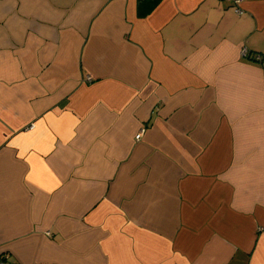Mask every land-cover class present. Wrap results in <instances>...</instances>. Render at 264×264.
I'll use <instances>...</instances> for the list:
<instances>
[{
	"label": "crops",
	"instance_id": "0c3cea01",
	"mask_svg": "<svg viewBox=\"0 0 264 264\" xmlns=\"http://www.w3.org/2000/svg\"><path fill=\"white\" fill-rule=\"evenodd\" d=\"M140 1L0 0L14 264H264V0Z\"/></svg>",
	"mask_w": 264,
	"mask_h": 264
},
{
	"label": "trees",
	"instance_id": "16d2710c",
	"mask_svg": "<svg viewBox=\"0 0 264 264\" xmlns=\"http://www.w3.org/2000/svg\"><path fill=\"white\" fill-rule=\"evenodd\" d=\"M160 0H141L140 3H141V7H140V10H141V13H147L149 12L150 10H152L158 3H159Z\"/></svg>",
	"mask_w": 264,
	"mask_h": 264
},
{
	"label": "built area",
	"instance_id": "2783aa9c",
	"mask_svg": "<svg viewBox=\"0 0 264 264\" xmlns=\"http://www.w3.org/2000/svg\"><path fill=\"white\" fill-rule=\"evenodd\" d=\"M236 4L240 3L242 0H234ZM237 13H242V10L240 8L236 9ZM244 52H246V48L244 49ZM143 133V130H141L138 134H137V138L139 139L141 137ZM0 264H14L13 262H11L7 256L5 255H0Z\"/></svg>",
	"mask_w": 264,
	"mask_h": 264
}]
</instances>
